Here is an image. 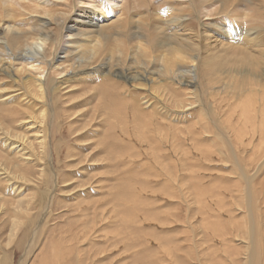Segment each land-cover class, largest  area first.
Here are the masks:
<instances>
[{"label":"rangeland","instance_id":"1","mask_svg":"<svg viewBox=\"0 0 264 264\" xmlns=\"http://www.w3.org/2000/svg\"><path fill=\"white\" fill-rule=\"evenodd\" d=\"M1 1L5 0H0V15L6 18L8 3ZM161 1L127 0L126 8L136 13L145 11L142 6L148 4L150 15L156 18L158 12H182L181 7L188 0L185 3L167 0L180 3L170 7ZM192 1L195 0L190 1L192 9L190 4L187 7L196 13L192 14L199 24L214 6L210 5L211 0ZM255 2L257 7L252 4L253 20L248 25L264 33V0ZM229 3L224 12L214 13L206 21L221 25L227 17H238V24L244 25L242 11L248 6L247 0ZM108 4L112 5V0ZM80 6L91 4L80 3ZM25 7L26 12L21 8L23 18L29 13ZM206 9L210 10L204 16ZM28 15L38 16L34 12ZM19 16L18 20H23L21 24L25 23L22 27H28V21ZM135 42L131 39L124 44L129 53L135 52ZM158 47L155 51L159 53H151L153 63L155 60L159 63L157 58L164 59L163 55L164 63H170L172 55L168 56L165 47ZM20 67L16 64L13 73ZM23 70L17 75H25ZM5 75L0 73V89H3L0 90V264H243L245 261L264 264V137L260 132L261 128L264 131V123L260 126L257 122L253 125V121L237 123L240 109L237 107L231 115L230 91L228 96L207 94L210 88L222 87L229 78L210 77L207 72L202 75L204 99L215 107H210L206 129L204 124L197 123V108L185 107L183 111V106H178L184 114L181 117L186 122L185 131L192 129L198 140L195 150L192 135L187 132L186 147L192 155H186L187 148L185 152L180 144L184 152L181 160L174 155L168 158L171 169L179 162L181 179L177 183L182 185L171 189L169 181L164 180L169 169L162 164L161 155L175 152L171 146L172 137L177 136L173 134V124L167 122L166 131L160 133L159 119L150 122L148 113L144 112L141 114L145 118L140 117L143 122L138 118L129 122L132 112L137 113L132 102L129 101V107L123 99H116L114 105L105 104L108 93L98 85L99 81L90 74H81L58 90L48 88L52 120L50 151L46 155L40 145L46 121L39 117L43 99L31 96V87L23 83L11 84ZM255 115L252 114L257 119ZM164 133L167 135L162 136ZM197 133L201 136L197 137ZM157 136L160 148L165 149L162 154L145 149L152 146V137ZM48 175L53 179L51 184ZM247 235L249 247L257 250L253 258L259 253L258 260L249 259ZM231 253L233 258L225 259ZM231 259L235 262L231 263Z\"/></svg>","mask_w":264,"mask_h":264},{"label":"bare ground","instance_id":"2","mask_svg":"<svg viewBox=\"0 0 264 264\" xmlns=\"http://www.w3.org/2000/svg\"><path fill=\"white\" fill-rule=\"evenodd\" d=\"M5 1L8 3L6 12L9 16L12 13L11 15H13V17H9L7 13L6 18L1 17L3 14L0 15V73L6 74L5 76H7L11 84L20 82L27 86V88L31 87L32 89H29L31 96L43 99V107L41 108L39 117L41 119L44 118L46 121L43 129L44 139H41L40 145L43 147V151L46 155H48V151H50L49 134L52 120V109L48 100L50 96L48 88L51 86V88L58 90V88L62 87V85L64 86L66 82L81 74L82 76H88L90 74L93 80L99 81L98 85L108 93V96L105 94L107 96L106 100H104L105 104L114 105L117 101L116 99H123L124 104L129 107V101H131L132 107L137 113L132 112L131 119L128 120L129 122H136V118L142 121L140 117L142 116V118H145V115L141 114L144 112L148 113L150 122L153 119L157 121L159 119L158 123L160 124V128L158 132L160 133L166 131L165 124L167 122L171 125L173 124L175 128L173 134L177 135L172 137L174 143L171 146L175 149L173 154H162L165 149L160 148L161 144H159L160 138L158 136L157 138L152 137L153 147L148 146L145 148L155 149L159 151V153L161 152V157H163L161 158L162 164L165 163L169 169V171L166 172L167 174L164 180L169 181V186L172 187L171 189H174V185L175 188H180L182 185L177 183V180L180 181L181 179L179 162L177 165L175 164V168L171 169L168 158H172L174 155V157H178V161L181 160L180 158L184 153H182V149L185 148L184 151L186 152L187 148V132H190L192 135L191 139L194 140V149L196 144L195 140H198V138H195L196 136L194 137L196 132L193 133L192 129L189 131L187 130V132L185 131L183 125L186 122L183 120L184 118L181 117L184 115L181 114V109L184 111L185 107L188 109L190 108V110L197 108V113L195 114L198 115L197 123L205 125L209 124L210 107L212 109L215 108L212 105H208L204 99L206 95V90L205 94H203L205 88L202 83V77H204L202 75L204 72H207V75L210 77L222 75L225 79H230L227 82L224 81L222 87L221 85L219 86L220 90L218 89L219 87H217L216 90L210 88V92L207 94L211 95L214 92L219 95L226 93V96L230 94L229 108L231 110V115L234 114L233 111H236L237 107L240 109L236 114L237 123H239L238 121H241V124L243 122L249 123L253 121V125L256 122L258 123L257 126L264 123V33L260 28L258 29L248 25V21L253 20L251 18V9L254 10L253 7L255 6L252 7V4L256 0H247L248 6L242 11V15L245 16V19L243 16L242 19L244 21L241 19L244 25L238 24L240 21L237 19L238 17H234L233 19L227 17L223 20L224 23L221 25L206 21L208 18H211L214 13L224 12L223 9L228 2L233 5L234 2H239V0H224L227 1V3L221 0H211L209 3H212L210 5L214 7L211 8V10L206 9L207 12L205 15L203 14L204 16H207L208 10H210L211 13L207 18L203 19V21H199V24L194 20L192 14L194 11L191 12L190 10L191 0H188L186 3L184 0L186 5L184 4V6L181 7L182 12L178 11L179 13L173 12L171 14L164 13L165 11H163V13L158 12L156 18L150 15L151 9L148 7V4L142 6L146 8L145 11L137 10L136 13H133L131 10H127V0H112V5L108 4V1L111 0H61L63 1L62 4L54 2L55 0ZM5 1L1 2L6 3ZM133 1L142 2V0ZM166 1L167 0H162L161 3H165L169 5V7L173 4H180L177 1ZM242 1L243 0H240V2ZM80 3H90L91 6L81 7ZM189 4L190 8L188 9L187 5ZM200 4L198 5H200L199 8L201 10L203 4L201 2ZM215 4L217 6H215ZM249 5H251L252 8H250ZM25 6L29 9V13L34 12V15L38 16L30 17L27 12V17L23 18L25 15L23 12L27 10ZM21 8L24 10L23 12H21ZM17 9L21 12L18 11L21 16L16 15V13H18L16 12ZM262 11L258 12L262 13ZM42 14H44V16L46 15V17L42 18ZM40 15L41 17H39ZM232 15L233 14H231V16ZM18 16L28 21V27H22L25 23L21 24L23 20H18ZM148 17H150V19H148ZM239 17L241 18V16ZM256 17L262 18L260 16ZM258 21L260 22L262 19H258ZM263 24L264 23H262V25ZM131 39H134V41L136 40L135 44L133 43L135 52L129 53L125 45L126 41H131ZM158 46L161 48L165 47V52L169 51L167 52L168 56L172 55L170 63H167V61L164 63L165 55H163L164 59L161 58L159 60L157 58V60L160 61L159 63L156 60L153 63L151 53L157 52L155 48ZM81 47L82 49H80ZM59 54H61V56ZM16 64L21 67L17 69L16 73H13L12 69L15 68ZM20 70L26 71V73L24 72L25 75L18 76L17 72L19 71V74L22 72H20ZM235 81L237 84H235ZM96 91L97 90H95V92ZM228 91H230V93L227 95ZM100 96H102L101 93ZM102 99H104L103 96ZM35 102L37 101L35 100ZM10 105L12 106V104ZM102 106L101 104V108ZM178 106H183V108L180 109ZM215 111L216 110H214V112ZM252 114H256L258 116L257 119L254 118ZM215 119L219 120V118ZM206 126L208 127V125H205L203 129H206ZM260 132L264 137L262 128ZM15 134L16 138L21 140L20 135L17 133ZM199 134L197 133V137L201 136V134ZM164 135H167V133H164L162 136ZM253 137L255 139V136ZM169 138H171V136ZM165 139H167V137ZM182 140L185 141V143H182ZM13 143L14 142L11 140L10 144ZM180 144L182 145V149ZM211 150L214 152V149ZM199 151L202 155L206 154L203 150ZM185 154L192 155V152L189 149L188 153L186 152ZM245 173H243V178L247 180ZM47 180L50 184L53 183L51 176H49ZM165 186L167 187L168 185ZM180 191L182 192L181 189ZM172 193L174 195L175 191L172 190ZM249 193L248 191L247 194L250 195ZM176 198H178V195ZM246 238V248L248 249L250 248L248 235ZM222 239L225 240V238ZM250 249L251 253L249 259H255L259 253L253 258L255 249ZM256 251L257 250H255V252ZM232 254L233 253L230 255L226 254L225 259L229 260V257L233 258ZM232 261L234 260L231 259V263ZM245 263L248 264L246 261Z\"/></svg>","mask_w":264,"mask_h":264}]
</instances>
